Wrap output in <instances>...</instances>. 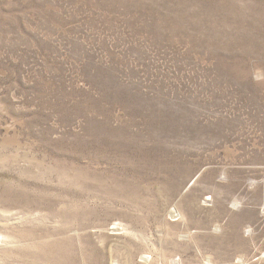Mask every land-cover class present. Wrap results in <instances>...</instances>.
<instances>
[{
  "label": "rangeland",
  "instance_id": "rangeland-1",
  "mask_svg": "<svg viewBox=\"0 0 264 264\" xmlns=\"http://www.w3.org/2000/svg\"><path fill=\"white\" fill-rule=\"evenodd\" d=\"M0 264H264V0H0Z\"/></svg>",
  "mask_w": 264,
  "mask_h": 264
}]
</instances>
